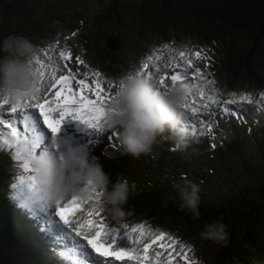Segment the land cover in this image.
Instances as JSON below:
<instances>
[{
	"label": "clouds",
	"instance_id": "clouds-1",
	"mask_svg": "<svg viewBox=\"0 0 264 264\" xmlns=\"http://www.w3.org/2000/svg\"><path fill=\"white\" fill-rule=\"evenodd\" d=\"M39 48L26 36L10 34L0 42V100L20 104L37 96L41 89V76L36 58ZM184 90L179 86L161 87L137 74L119 78L113 99L108 105L105 129H120L122 155L139 158L152 152L153 146L165 131L176 137L177 149L183 147ZM36 170V179L51 203L71 196L87 198L93 189L101 193V206L113 219L123 220L131 188L123 176L111 180L99 158L69 145L60 151L37 152L30 161ZM87 186V187H86ZM178 208L200 219V187L191 181L173 182ZM163 207H167L165 202ZM199 239L219 246L228 243V225L220 220L206 222L198 233ZM252 264H264L256 259Z\"/></svg>",
	"mask_w": 264,
	"mask_h": 264
},
{
	"label": "snow or ice",
	"instance_id": "snow-or-ice-1",
	"mask_svg": "<svg viewBox=\"0 0 264 264\" xmlns=\"http://www.w3.org/2000/svg\"><path fill=\"white\" fill-rule=\"evenodd\" d=\"M59 55L66 61L62 66L65 74L57 77L55 70L53 71V82L44 90L43 97L37 98V96H34L20 104L13 103L10 107H7L9 114H16L14 118H17L19 123L23 125L22 129L14 126L10 119L0 113V125L10 130V135L17 146V157L23 161V168L33 173L27 180V191H25L23 178L20 185H14V187L18 188L16 196L24 206L33 209L39 208L41 211L48 210L51 204L41 183L36 179V170L30 163L37 152L47 151L41 142L37 125L50 130L55 136L60 132L65 120L71 118L86 125L89 129L104 132L107 105L113 99L108 86L102 84L99 71H95L92 74L93 79H89L87 76L78 78L67 63V61L73 59V54L69 51L65 55V52L61 51ZM184 55L185 53L181 51L180 56L183 57ZM195 55L199 57L200 52L197 51ZM75 61L80 65L85 63L79 56L75 57ZM36 64L41 76V85H43V77L46 74L44 71L45 64L39 57L36 58ZM144 67L147 68L148 66L144 65ZM193 67L191 59L187 61V68L183 71H180V64L175 65L176 70L171 75L165 71L159 78L158 85L167 87L165 81L169 78L173 86L179 82L185 93L186 102L182 106L184 112H190L193 117L202 119L198 109L191 107L189 97L194 87L199 89L201 98L205 97V92L199 85L185 82L189 77V70ZM198 73H201V69L195 67V71L191 75L194 77ZM149 78H151V73H149ZM106 92H108V95H105ZM207 99L212 103H218L211 96H208ZM240 99L243 100L245 97L241 96ZM225 103L234 104L235 101L229 100ZM8 105V101L0 100V109ZM207 106L205 105V107ZM223 112L228 114L234 112V110L224 106ZM29 135L32 136L31 141H29ZM118 135V132H112L108 136L109 141H113ZM5 143L8 142L6 141ZM8 146L11 147L12 145L9 144ZM100 200V191L93 189L87 198L71 196L66 201L63 199L55 202L54 214L62 221V225H60L62 234L64 236L71 235V232L67 230L71 229L72 232H76L77 236H83V240L86 241V244H83L75 240L74 237L73 251L79 248L83 256L89 257L90 253L87 249L90 248L97 259L102 260L104 264H109L110 261L135 262V264H177L178 261H181L182 264H199V262L188 255L191 251V246L184 244L163 230H158L155 234L149 233L143 224H139L131 228V231H124L123 233L118 227L109 229L104 222V217L101 215L102 209L97 207ZM77 214H81L82 223L70 219L71 217H76ZM94 217H99L100 222L98 223ZM85 229L87 231H84ZM136 233L138 235H134ZM146 234L149 236V240L148 242H143L141 249L139 245H141ZM154 246L158 250H154ZM82 264H89V261L85 260Z\"/></svg>",
	"mask_w": 264,
	"mask_h": 264
},
{
	"label": "trees",
	"instance_id": "trees-1",
	"mask_svg": "<svg viewBox=\"0 0 264 264\" xmlns=\"http://www.w3.org/2000/svg\"><path fill=\"white\" fill-rule=\"evenodd\" d=\"M0 0V31L5 26L18 23V16L39 9L46 0ZM60 0V5L75 0ZM99 1L109 14L135 7L142 19L158 18L173 22H186L192 26H205L213 30H230L245 40L248 54L243 59L244 67L255 68L264 64V0H83ZM50 7H47L49 10ZM48 15H52L49 12ZM30 24V21H29ZM261 211L264 206L261 207ZM259 211V209H258ZM256 212V215L258 213ZM259 211V212H261ZM254 213V212H253ZM203 222L224 221L217 213L200 215ZM200 220H203L200 218ZM260 221V220H259ZM256 221V226L259 225ZM253 229V224L250 225ZM248 230V229H247ZM22 251L16 243H7L0 235V264H21ZM25 261V260H24Z\"/></svg>",
	"mask_w": 264,
	"mask_h": 264
},
{
	"label": "rangeland",
	"instance_id": "rangeland-1",
	"mask_svg": "<svg viewBox=\"0 0 264 264\" xmlns=\"http://www.w3.org/2000/svg\"><path fill=\"white\" fill-rule=\"evenodd\" d=\"M28 1V2H27ZM28 3V4H30L31 3V1H29V0H26L25 2H23V3ZM84 4V3H83ZM82 4V5H83ZM151 19V22L153 23V25H155V26H157V25H159L160 24V22L162 23V24H165V25H167L170 21L169 20H167V19H158V18H156V17H154V18H150ZM171 23V22H170ZM98 28H99V25H98ZM4 29V31H6L7 33H8V35H10V34H14L15 32L13 31V29L11 28V27H4L3 28ZM54 29H56L57 30V25H54V23H52V24H50L49 25V27L44 31V32H48V31H50V30H54ZM197 30H200V28L199 27H197L196 28ZM126 30V31H125ZM125 30L123 31V33L125 34V35H127V30H128V27H125ZM103 31H104V35H105V37H107L108 35H109V32L111 31V29H109L107 26H105L104 28H103ZM16 34V33H15ZM239 39L242 41V42H239L238 40L236 41V43H238V44H240L242 47L243 46H245V40L242 38V37H239ZM101 46H103V44H101ZM97 53H98V49H97ZM248 54V51L247 50H245V53H244V55H242L241 57H239L238 59H237V61H240L241 59H244L245 57H246V55ZM224 56V55H223ZM237 56V55H236ZM236 56H235V58H236ZM235 58H234V64L236 65V61H235ZM245 65V64H244ZM246 69V68H245ZM243 70V73L244 74H247V70ZM230 78H231V80L233 79V75L231 74L230 76H229ZM255 163H257V164H259L260 163V158H256L255 160ZM261 180V178L259 177L258 178V181H260ZM241 181H243L244 183H246V182H248V178L245 176L244 178H242L241 177ZM236 188H230V187H228V185H226L224 182H222V183H220V185L217 187V189L215 190V194L218 196V197H224V198H226L227 196H233V195H238V192H239V190H235ZM263 214L264 213H262V212H259L258 213V215L256 216V218H255V220L256 221H259V220H261L262 219V217H263Z\"/></svg>",
	"mask_w": 264,
	"mask_h": 264
},
{
	"label": "bare ground",
	"instance_id": "bare-ground-1",
	"mask_svg": "<svg viewBox=\"0 0 264 264\" xmlns=\"http://www.w3.org/2000/svg\"><path fill=\"white\" fill-rule=\"evenodd\" d=\"M49 203H50V201H49ZM76 249H78V248H76Z\"/></svg>",
	"mask_w": 264,
	"mask_h": 264
}]
</instances>
